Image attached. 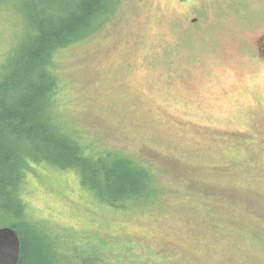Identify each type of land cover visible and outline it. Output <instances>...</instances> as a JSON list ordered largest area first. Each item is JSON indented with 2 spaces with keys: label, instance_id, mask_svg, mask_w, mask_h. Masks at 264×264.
<instances>
[{
  "label": "rangeland",
  "instance_id": "rangeland-1",
  "mask_svg": "<svg viewBox=\"0 0 264 264\" xmlns=\"http://www.w3.org/2000/svg\"><path fill=\"white\" fill-rule=\"evenodd\" d=\"M23 19L0 4L2 75ZM262 36L264 0H115L56 53L58 128L134 160L151 185L114 207L73 170L29 166L20 195L34 252L49 264H264Z\"/></svg>",
  "mask_w": 264,
  "mask_h": 264
},
{
  "label": "trees",
  "instance_id": "trees-1",
  "mask_svg": "<svg viewBox=\"0 0 264 264\" xmlns=\"http://www.w3.org/2000/svg\"><path fill=\"white\" fill-rule=\"evenodd\" d=\"M114 3L0 0L18 9L29 31L9 71L0 74V223L20 237L19 264L50 262L34 252L23 227L20 192L29 166L73 170L99 200L114 207L142 197L151 185L148 173L134 160L87 151L58 128L52 112L59 87L52 71L55 54L93 34Z\"/></svg>",
  "mask_w": 264,
  "mask_h": 264
},
{
  "label": "water",
  "instance_id": "water-1",
  "mask_svg": "<svg viewBox=\"0 0 264 264\" xmlns=\"http://www.w3.org/2000/svg\"><path fill=\"white\" fill-rule=\"evenodd\" d=\"M21 241L10 227H0V264H19Z\"/></svg>",
  "mask_w": 264,
  "mask_h": 264
},
{
  "label": "flooded vegetation",
  "instance_id": "flooded-vegetation-1",
  "mask_svg": "<svg viewBox=\"0 0 264 264\" xmlns=\"http://www.w3.org/2000/svg\"><path fill=\"white\" fill-rule=\"evenodd\" d=\"M262 38H264V36H262ZM258 43H260V44H258V51L257 52H258L259 56L261 57V59L264 61V43H261L260 41H258Z\"/></svg>",
  "mask_w": 264,
  "mask_h": 264
}]
</instances>
